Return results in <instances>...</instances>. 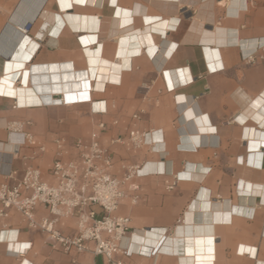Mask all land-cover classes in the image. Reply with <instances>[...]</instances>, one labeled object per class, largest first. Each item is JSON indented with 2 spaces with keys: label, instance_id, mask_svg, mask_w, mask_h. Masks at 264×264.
<instances>
[{
  "label": "crops",
  "instance_id": "0c3cea01",
  "mask_svg": "<svg viewBox=\"0 0 264 264\" xmlns=\"http://www.w3.org/2000/svg\"><path fill=\"white\" fill-rule=\"evenodd\" d=\"M0 8V68L9 64L14 92L0 93V183L30 167L52 182L57 142L72 159L73 142L105 123L111 173L121 177L129 164L145 174L140 202L125 199L116 212L133 232L125 264H264V0H0ZM78 95L92 102L53 105ZM13 120L30 121L45 151L25 144L15 153ZM131 130L151 145L111 143ZM58 228L73 234L76 222ZM75 262L103 264L54 250L18 212L0 219V264Z\"/></svg>",
  "mask_w": 264,
  "mask_h": 264
},
{
  "label": "built area",
  "instance_id": "2783aa9c",
  "mask_svg": "<svg viewBox=\"0 0 264 264\" xmlns=\"http://www.w3.org/2000/svg\"><path fill=\"white\" fill-rule=\"evenodd\" d=\"M30 28L27 25L24 31L28 32ZM247 59L251 60L250 57ZM81 97L78 95L71 101L60 98L53 105L92 102L91 97L87 100ZM31 125L30 121L20 120L9 123V136L22 139L15 153L25 144L38 153L45 151L29 131ZM106 130L107 125L100 123L98 130L75 140L72 144L75 156L69 160L64 159V142L58 141L56 159L50 169L52 182L45 181L40 170L32 167L20 177L10 173L7 180L0 183V219L8 217L12 211L18 212L27 228L40 230L50 238L56 251L70 256L91 254L100 258L103 264H125L120 256H130L129 244L125 241L133 232L130 218L117 216L116 212L125 199L132 205L140 202L141 186L137 179L145 174L141 165L129 164L122 166L121 177L111 173L113 155L101 142ZM148 137V133L131 130L127 138H114L111 143L136 149L151 145ZM172 188L173 185L169 186ZM42 207L46 214L40 216ZM67 218L76 222L73 234H65L58 228Z\"/></svg>",
  "mask_w": 264,
  "mask_h": 264
},
{
  "label": "bare ground",
  "instance_id": "6f19581e",
  "mask_svg": "<svg viewBox=\"0 0 264 264\" xmlns=\"http://www.w3.org/2000/svg\"><path fill=\"white\" fill-rule=\"evenodd\" d=\"M58 1V0H57ZM77 1V0H76ZM33 2V1H32ZM24 3V2H23ZM45 3V2H44ZM79 3V2H78ZM33 4V3H32ZM70 4V3H69ZM66 5V4H65ZM19 6H20V4H19ZM31 6V5H30ZM18 7V6H17ZM39 7V6H38ZM22 9H23V7H21ZM69 8V7H68ZM20 9V8H19ZM19 9H17V11H15L16 12V14L19 12ZM29 9V8H28ZM67 10V9H66ZM36 12V11H35ZM27 13V12H26ZM37 13V12H36ZM15 17H16V15H15ZM14 18V17H13ZM17 19V18H16ZM17 21H18V19H17ZM24 22V21H23ZM10 23V22H9ZM19 25V24H18ZM16 28V27H15ZM7 29V28H6ZM14 29V28H13ZM25 29V27L24 28H22L21 30H24ZM15 30V29H14ZM5 35V34H4ZM11 38V37H10ZM28 39V38H27ZM8 40H10V39H8ZM129 40V39H128ZM9 46V45H8ZM22 47H23V45H21ZM26 46V45H25ZM18 47V46H17ZM12 51V50H11ZM4 52V51H3ZM2 52V53H3ZM5 53V52H4ZM3 54H1V56H2ZM12 57V56H11ZM2 61V60H1ZM4 61V60H3ZM14 63V62H13ZM12 68V67H11ZM9 64H7V65H5V63H4V65H3V67L2 68H0V93H5V94H13L11 91H9V89H8V84H11L12 82H10L9 80H8V78H9V74H8V72H9ZM14 71V70H13ZM22 73V72H21ZM18 77L19 76H13V80H18ZM14 89V88H13ZM16 89H17V87H16ZM40 99V98H39ZM257 134V133H256ZM16 147H18V145L16 146ZM16 149V148H15ZM14 152H15V150H14ZM253 156V155H252ZM254 158V157H253ZM249 159V158H248ZM248 161V160H247ZM202 217V216H201ZM139 245V244H138ZM139 246H141V245H139Z\"/></svg>",
  "mask_w": 264,
  "mask_h": 264
},
{
  "label": "rangeland",
  "instance_id": "374dc122",
  "mask_svg": "<svg viewBox=\"0 0 264 264\" xmlns=\"http://www.w3.org/2000/svg\"><path fill=\"white\" fill-rule=\"evenodd\" d=\"M2 8H0V10H1Z\"/></svg>",
  "mask_w": 264,
  "mask_h": 264
}]
</instances>
